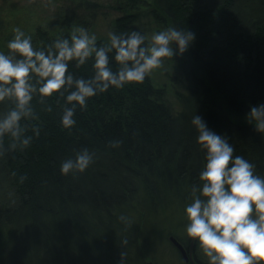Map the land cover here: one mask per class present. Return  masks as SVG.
<instances>
[{"label": "trees", "instance_id": "obj_1", "mask_svg": "<svg viewBox=\"0 0 264 264\" xmlns=\"http://www.w3.org/2000/svg\"><path fill=\"white\" fill-rule=\"evenodd\" d=\"M78 6L95 18L101 5L82 0ZM114 7L122 15L113 33L147 35V17L162 30L195 33L188 50L173 57L179 72L171 79L181 109L173 111L149 76L89 98L86 109L77 107L76 124L65 129L61 117L70 107L68 93H54L44 103L35 96L38 119L22 124H35L40 135L29 127L30 145L0 156L3 264H116L122 253L127 257L135 209L154 212L191 200L192 187L200 184L206 161L194 115L226 136L234 156H243L264 176V133L246 119L252 106L264 104V0H115ZM71 31L54 35L38 26L30 37L34 48L47 50ZM106 41L97 39V45ZM93 63L76 67L71 61L68 72L90 78ZM110 66L118 68L114 58ZM11 106L0 103V115ZM110 140L121 146L110 148ZM9 142L6 136L4 146ZM84 148L96 153L94 163L83 173L62 175L61 161ZM122 215L130 222H122Z\"/></svg>", "mask_w": 264, "mask_h": 264}, {"label": "clouds", "instance_id": "obj_2", "mask_svg": "<svg viewBox=\"0 0 264 264\" xmlns=\"http://www.w3.org/2000/svg\"><path fill=\"white\" fill-rule=\"evenodd\" d=\"M196 39L195 33L176 27L153 32L108 33V39L97 45V37L83 27L73 28L70 38H59L45 49L33 47L32 38L20 29L7 43V53L0 51V103L11 107L0 115V156L17 149H26L40 128L22 121L37 120L32 106L35 96L44 98L58 93L66 95L61 117L62 126L71 129L77 107L87 108L89 98L110 87L123 88L129 83H142L154 70L164 67L165 58L183 55ZM175 46V47H174ZM114 53V57H110ZM118 68L113 71L110 60ZM93 59L94 74L90 78L75 77L68 72L69 62L76 67ZM255 130L264 133V104L252 106L246 117ZM197 143L205 152V164L199 174V185L191 189V202L185 207L187 236L198 241L208 264H264V176L255 172V165L243 156H234V147L226 136L210 130L199 115H194ZM10 138L7 147L4 138ZM122 141L110 140V148ZM95 152L87 148L74 150V156L61 161L62 175L83 173L94 163ZM15 175V173H13ZM26 176L20 178L23 183ZM119 219L130 221L126 216ZM123 246L128 244L125 239ZM126 253L121 254L125 264Z\"/></svg>", "mask_w": 264, "mask_h": 264}, {"label": "rangeland", "instance_id": "obj_3", "mask_svg": "<svg viewBox=\"0 0 264 264\" xmlns=\"http://www.w3.org/2000/svg\"><path fill=\"white\" fill-rule=\"evenodd\" d=\"M80 1L82 0H0V51L7 49V43L14 37L16 28L30 36L38 26L48 29L54 35L66 29L83 27L89 34L96 35L97 39L107 40L108 33L113 32L115 19L122 15L114 7L115 0H89L101 5L95 18L91 17V12L78 6ZM145 27L148 36L162 30L148 17ZM177 69V60L165 58L164 67L154 70L150 76L154 85L164 90L165 100L175 112L181 109L171 79L178 74ZM190 202V199H185L172 207L160 208L154 212L136 208L132 216L134 235L125 264H147L150 261L154 264H185L182 254L170 238L174 236L183 243L190 241L191 238L185 231L188 223L185 207ZM196 247L199 258L208 262L198 247V241ZM0 264H3L2 259ZM116 264H121V259Z\"/></svg>", "mask_w": 264, "mask_h": 264}, {"label": "flooded vegetation", "instance_id": "obj_4", "mask_svg": "<svg viewBox=\"0 0 264 264\" xmlns=\"http://www.w3.org/2000/svg\"><path fill=\"white\" fill-rule=\"evenodd\" d=\"M181 243L184 245L185 249L187 250L188 255H189V252H190L191 246H192V244L194 243V246H193V249H192V255H193V259H194V261H195L196 263H198V264H208V262H204V261H202V260L199 258V256H198V253H197V247H196V243H197V241H195V240H193V239L191 238L190 241H189L188 243H183V242H181ZM183 259H184V258H183ZM184 263H185V264H193V261H192L191 258H190L188 261L184 259Z\"/></svg>", "mask_w": 264, "mask_h": 264}, {"label": "water", "instance_id": "obj_5", "mask_svg": "<svg viewBox=\"0 0 264 264\" xmlns=\"http://www.w3.org/2000/svg\"><path fill=\"white\" fill-rule=\"evenodd\" d=\"M170 240L173 242V244L179 249L180 253L182 254L183 258L185 260H189L190 258L192 259L193 261V264H198L194 261L193 259V255H192V249H193V246H194V243L192 244L191 246V249H190V252H189V255H188V252L187 250L185 249L184 245L174 236H171ZM147 264H154L152 261L148 262Z\"/></svg>", "mask_w": 264, "mask_h": 264}]
</instances>
